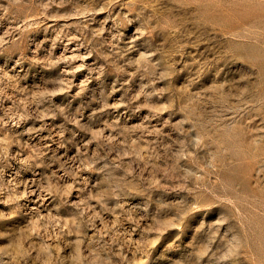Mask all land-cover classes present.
I'll return each instance as SVG.
<instances>
[{
	"label": "rangeland",
	"instance_id": "rangeland-1",
	"mask_svg": "<svg viewBox=\"0 0 264 264\" xmlns=\"http://www.w3.org/2000/svg\"><path fill=\"white\" fill-rule=\"evenodd\" d=\"M0 264H264V0H0Z\"/></svg>",
	"mask_w": 264,
	"mask_h": 264
}]
</instances>
